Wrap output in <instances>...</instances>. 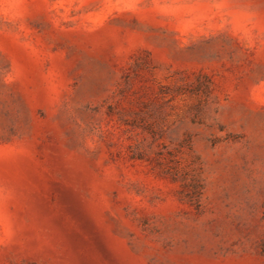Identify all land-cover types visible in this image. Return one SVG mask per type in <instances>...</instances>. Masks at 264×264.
Wrapping results in <instances>:
<instances>
[{
    "label": "rangeland",
    "instance_id": "1",
    "mask_svg": "<svg viewBox=\"0 0 264 264\" xmlns=\"http://www.w3.org/2000/svg\"><path fill=\"white\" fill-rule=\"evenodd\" d=\"M0 264H264V0H0Z\"/></svg>",
    "mask_w": 264,
    "mask_h": 264
}]
</instances>
